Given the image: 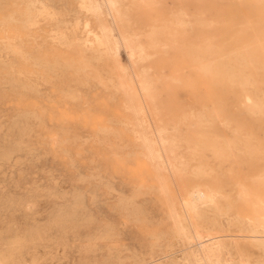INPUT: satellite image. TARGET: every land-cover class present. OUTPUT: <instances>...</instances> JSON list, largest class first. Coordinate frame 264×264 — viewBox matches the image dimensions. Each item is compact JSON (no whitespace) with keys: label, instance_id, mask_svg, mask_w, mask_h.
<instances>
[{"label":"rangeland","instance_id":"1","mask_svg":"<svg viewBox=\"0 0 264 264\" xmlns=\"http://www.w3.org/2000/svg\"><path fill=\"white\" fill-rule=\"evenodd\" d=\"M94 3L0 0V264H203L183 232L212 236L186 225L212 198L183 201L264 149V0ZM251 221L212 264H264Z\"/></svg>","mask_w":264,"mask_h":264},{"label":"crops","instance_id":"2","mask_svg":"<svg viewBox=\"0 0 264 264\" xmlns=\"http://www.w3.org/2000/svg\"><path fill=\"white\" fill-rule=\"evenodd\" d=\"M263 151L264 149H258V154L250 157L247 147L240 149L231 147L229 166V149L226 148L224 170L225 176L230 174L231 178L212 179V205L209 206L212 209V221L211 217L198 218V213L206 208L200 206L198 213L193 214L186 225L189 227L192 225L202 233L210 232L212 237L218 238L223 243V247L226 246L224 242L249 241V235L253 234L254 230L251 218L259 207V201L252 202V205L249 201L252 200L251 195L254 193L264 196V161L256 162L261 155L259 152ZM243 190L246 195H243ZM248 262L250 261L247 260L246 263Z\"/></svg>","mask_w":264,"mask_h":264},{"label":"bare ground","instance_id":"3","mask_svg":"<svg viewBox=\"0 0 264 264\" xmlns=\"http://www.w3.org/2000/svg\"><path fill=\"white\" fill-rule=\"evenodd\" d=\"M85 2H86V6H88L90 8H92L96 5L94 3V0H85ZM115 3H116V0H104V4L107 7L108 13L110 15L112 14V8H113ZM107 30H108V28H104V30H103L104 34L100 38L97 39V42L100 45L104 46L103 47L104 51L107 52L112 58V66H113L114 70L119 74V76H118L119 87L126 90L127 92L131 93L133 75L127 74L126 73V69H127L126 66H123L119 62V60L117 59V57H116L117 56V47H119L118 44L120 41L116 40L114 43L111 44V42L109 40V36L106 35V33H105V31H107ZM126 54H127V58L129 61V65H131L134 60H140L144 56L141 48H135L133 46H129L127 48ZM136 77H137V75L135 76V78ZM245 99L247 102L249 101L248 96H246ZM144 142H145V140H144ZM157 142L163 143L162 138L158 137ZM206 197L210 198V200L212 198V196H210V195H205V193L201 190L193 191L190 193L189 198L183 201V204L186 206L188 205L194 209L196 207V202L198 200H201L202 198H206ZM181 205H182V203H181ZM182 209H184V208H182ZM184 214H186V213H184ZM254 216H255V222L258 223V225L261 227V229L264 232V201L259 203V207L257 210H255ZM177 222H180V220H178V218H177ZM181 231H184L183 226H181ZM183 235L186 236V238L193 244V246H195L192 250V253H194V255H196L199 258V260H202L203 264H212V257H214L213 260H215L216 262L219 260V258L217 256H215L216 252L219 249V244H218L217 239H215L212 236L203 238V236L201 234H199L193 230H191L189 232V234H187V235H185L183 232ZM263 238H264V235H263Z\"/></svg>","mask_w":264,"mask_h":264}]
</instances>
